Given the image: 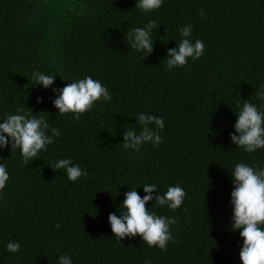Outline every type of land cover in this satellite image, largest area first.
<instances>
[{
    "label": "trees",
    "instance_id": "1",
    "mask_svg": "<svg viewBox=\"0 0 264 264\" xmlns=\"http://www.w3.org/2000/svg\"><path fill=\"white\" fill-rule=\"evenodd\" d=\"M136 3L0 0V123L21 107L44 117L47 135L60 131L28 164L11 143L0 148L9 174L0 191V264H59L60 255L73 264H242L241 230L231 228L230 173L241 162L264 166V149L248 153L231 133L238 104L249 100L264 111L255 95L264 86V0H163L150 12ZM152 20L160 27L144 58L125 32ZM189 24V39L203 40L204 55L169 69L168 49L178 47L179 30ZM34 70L55 77L54 84L35 85ZM86 76L111 100L97 101L79 120L59 114L52 89ZM142 112L165 126L150 125L163 138L159 147L145 143L136 152L123 138L126 129L140 131ZM64 158L88 175L72 182L51 167ZM145 183L157 185L153 195L177 184L186 192L175 211L147 204L177 220L167 251L140 235L120 241L109 223L110 213L121 214L124 193L136 189L143 197ZM10 241L19 242L18 252L7 251Z\"/></svg>",
    "mask_w": 264,
    "mask_h": 264
},
{
    "label": "clouds",
    "instance_id": "2",
    "mask_svg": "<svg viewBox=\"0 0 264 264\" xmlns=\"http://www.w3.org/2000/svg\"><path fill=\"white\" fill-rule=\"evenodd\" d=\"M162 4L163 0H137L135 8L150 12L159 9ZM204 15V11L201 10L200 16ZM159 27L160 25L152 20L143 27L127 30L125 39L128 46L142 52L143 57L146 58L154 51L151 37L153 30ZM191 30L190 24L179 30L182 38L177 42L178 47L168 49L167 68L183 67L188 63V58L196 60L204 55L203 40L196 39L193 43L189 39ZM29 79L35 81V85H43L46 89L55 82V77L38 70H34ZM52 90L58 93L53 104L59 109V114L72 113L75 120H79L80 116L90 110L97 101L111 100L109 90L92 76H86ZM255 95L258 99L264 100V86L256 89ZM42 100V97L37 98L38 102ZM237 108L239 110L234 125L235 132L231 133V140L248 153L264 149V111H260L249 100H244L242 105H237ZM16 112L18 114H9L3 119V123H0V148H7L11 143L12 154L16 149H20L22 162L28 164L36 160L40 151L46 149L47 145L54 143L53 137H58L60 131L51 128L52 135L49 136L46 130L50 125L43 116H33L31 112H25L21 107H18ZM136 118L140 131L137 132L135 128L126 129L123 138L124 147L136 152H139L140 147L145 143L159 147L163 138L159 131L154 130L150 125L162 130L165 126L164 119L143 112L136 115ZM51 167L54 170L63 169L72 182L88 175L87 171L82 170L78 164H73L70 158L59 159L51 164ZM230 175L234 184L230 200L233 206L231 228L233 231L241 230L240 236L243 238L240 260L242 264H264V166L253 167L247 163H237L231 168ZM8 180L6 166L0 163V191L5 188ZM143 188L147 193L143 197L136 189L125 192V198L120 205L121 214L119 216L115 212L109 214L112 232L120 241L125 237L140 235L149 247L158 246L161 250L167 251L168 242L174 241L170 228L177 220L174 217L150 212L147 204L149 201H154L157 206L167 205L169 209L175 211L183 204L186 192L178 184L169 186L166 192L158 195H153L154 191H158L156 184L145 183ZM57 227L59 228L60 225L57 224ZM6 249L9 253H16L20 250V244L17 241H10ZM58 260L59 264H73L68 255H60Z\"/></svg>",
    "mask_w": 264,
    "mask_h": 264
}]
</instances>
